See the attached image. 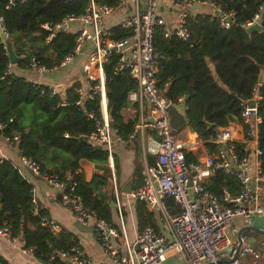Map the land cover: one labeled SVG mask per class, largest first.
<instances>
[{"label": "trees", "instance_id": "16d2710c", "mask_svg": "<svg viewBox=\"0 0 264 264\" xmlns=\"http://www.w3.org/2000/svg\"><path fill=\"white\" fill-rule=\"evenodd\" d=\"M86 1L25 0L15 2L13 7L5 10L6 0H0L4 32L14 55L19 59L16 66L27 69L32 61L46 70L56 68L71 52L74 35L58 29L45 42L49 32L42 26L52 29L65 17L80 15ZM206 1L224 14H233V22L227 28H222L218 18L189 13L184 19L188 37L183 41L174 37L164 39L161 30L156 29L153 45L161 56L156 76L157 87L162 97L171 103H176L178 99L185 100L186 125L204 143L210 155L216 151L215 146L209 143L213 131L207 130L203 123L221 129L235 121L245 133L247 126L240 121L241 104L249 100L252 90L256 89L260 97L256 103L259 118L256 149L260 152L259 167L264 173V13L262 17L260 14L264 0ZM95 2L112 4V0ZM254 15H259L260 31L247 34L240 26ZM110 32L113 39L126 35L117 27L111 28ZM112 61L103 67L106 110L113 130L118 136L126 137L136 118L126 119L122 111L129 107L127 94L136 90V85L125 72L113 74ZM7 67L8 59L0 45L1 136L9 139L18 137L16 146L20 155L34 162L41 173L56 176L57 181L63 184L66 183V176H70L75 184L74 192L83 206L93 212L97 220L111 225L112 212L108 205V198H112L111 174L107 154L105 150L96 149L85 141V137L95 130L92 120H88L85 114L100 118L98 99L95 97L91 101H84V111H78L74 105L77 97L72 88L65 92L63 103L58 95L51 97L46 87L22 79L2 84L1 78ZM259 67L263 68L261 84L257 83ZM234 148L238 156L245 155L238 143H234ZM185 158L190 159L187 154ZM82 162L94 166L95 171L88 182L78 172ZM146 162L151 164L152 158L146 156ZM112 163L115 164L113 160ZM135 166L138 188L142 184L139 183L140 165ZM203 186L214 194L222 187L230 194L238 191L236 179L221 171H216ZM31 200V185L9 162L0 160V226L6 223L11 236L19 238L24 249L31 251L33 257L42 263L56 251L77 247L76 240L70 234L50 232L40 225L42 211L35 212ZM164 204L169 213L178 211L171 199H165ZM135 215L138 231L153 226L144 203L135 202ZM52 262L62 264L57 258ZM0 264H5L1 258Z\"/></svg>", "mask_w": 264, "mask_h": 264}, {"label": "built area", "instance_id": "2783aa9c", "mask_svg": "<svg viewBox=\"0 0 264 264\" xmlns=\"http://www.w3.org/2000/svg\"><path fill=\"white\" fill-rule=\"evenodd\" d=\"M24 1L6 0L4 9L13 7L15 2ZM161 1L167 6V10L173 12L174 18L169 23L161 17L156 0H112L111 5L87 0L80 15L65 17L52 29L46 25L42 28L49 32L45 42L61 26H65L64 30L74 35L71 52L54 69L65 67L86 50L80 65L81 85L71 87L77 97L74 105L78 111L83 112L84 101H91L95 97L98 99L100 118L96 119L90 113L85 114L95 127L94 132L85 137V141L105 150L109 168L112 167L113 142L128 145L138 134H147L145 151L153 157V164L145 168L141 187L130 192L128 198L132 202H142L155 211L156 223L162 227V231L146 226L134 236L131 245L124 239L123 252L117 253L109 244V238L116 237L115 231L110 225L97 220L94 213L83 206L74 192L75 184L71 182L70 176H66V183L63 184L57 181L56 176L41 173L34 162L20 155L21 166L59 191V203L69 209L78 225L91 226L104 251L112 257L113 264H162L172 255L183 257L187 264H238V260L245 256L251 258L249 264H257L260 254L250 246L243 245V237L237 232L233 221L240 218L246 223L251 215L261 213L257 205L258 188L264 186V173L261 172L258 161L260 152L255 150L257 161L252 168L246 155L236 154L232 133L226 127L218 129L209 139V143L216 148L213 155L201 162L186 160L184 145L175 134H171L167 114L169 106H181V99L176 103L165 100L157 87L156 79L161 60L153 45L156 29L161 30L164 39L174 37L183 41L188 37L184 19L189 13L195 12L193 7L197 9L204 6L210 9V13L197 14L218 18L222 28H227L233 22V14L220 12L206 0ZM113 16H117V19ZM226 18L230 21L225 22ZM254 24H259V15H254L240 27L246 29ZM113 27L124 31L126 35L113 39L110 32ZM0 28L4 32L1 17ZM1 46L4 49V45ZM111 59L112 73L125 72L136 85V90L127 94V101L136 105L138 120L126 137L118 136L110 125V118H107L103 67ZM30 67L38 72L46 71L32 61ZM47 89L51 97L57 95L54 87ZM259 99L257 90L253 89L249 100L254 102V108L246 107L245 103L249 100L241 104L240 121L247 126V131H242L244 142L249 139L252 127L256 129L259 124L256 115V103ZM61 100L64 103V98ZM183 110L185 111V107ZM2 138L9 145L18 141V137ZM216 171L236 179L238 191L235 194H230L224 187L216 194L204 188V183ZM113 194L117 206L114 188ZM165 199L172 200L178 209L176 213L168 212ZM40 225L50 232L57 231L54 223L47 218H41ZM0 238L9 242L16 239L11 236L9 227L4 222L0 226ZM22 253H29V250L23 249ZM55 258L62 264H91L78 246L54 252L43 264H52Z\"/></svg>", "mask_w": 264, "mask_h": 264}, {"label": "crops", "instance_id": "0c3cea01", "mask_svg": "<svg viewBox=\"0 0 264 264\" xmlns=\"http://www.w3.org/2000/svg\"><path fill=\"white\" fill-rule=\"evenodd\" d=\"M159 7L161 17L169 23L173 18V12L166 9L167 6L161 1L156 0ZM196 13L207 14L210 9L206 7L192 8ZM264 13V6L260 9V14ZM117 19V16H113ZM85 49L83 53L69 62L61 69L46 70L45 72H38L31 67L27 69L20 68L16 64L8 65L6 73L1 79L2 84H8L14 79H22L30 84L54 87L57 95L60 98L65 97V92L73 86L81 85L80 65L85 57ZM183 100L181 99V102ZM181 105V103H180ZM135 104H129V107L122 111V115L126 119L136 118L138 120V113L135 109ZM184 105L174 107L178 114L182 115L184 121ZM135 122V123H136ZM232 133L234 143H238L240 148L248 158L252 168L257 161L255 156L256 150V132L257 128L252 127V132L247 141H243L242 127L237 122H231L227 126ZM214 134V133H213ZM176 137L184 145V152L191 160L201 162L210 154L205 150L204 143L197 139L196 134L189 130L186 125L181 127L176 133ZM146 133L138 134L135 140L128 145H120L116 142L112 144V157L110 169V190L112 192L113 208H111V227L116 233V237L109 238L110 246L117 252H123L124 239L131 245L134 236L139 232L136 227L135 202L128 198L130 192L138 190V178L134 174L135 164L140 165V176L142 183L144 170L147 166L153 164V157L145 151ZM14 144H6L0 134V160L9 162L19 173V175L31 185L32 205L37 212L42 211L43 218L51 220L57 227V232H64L70 234L78 244L83 256L91 264H113L112 257L104 251L100 242L97 240L91 226H83L84 228H91V231L85 229L78 231L75 225H78L68 208L62 206L58 201L59 191L47 184L38 177L33 176L27 170L22 168L20 162V154ZM146 156L152 158L151 164L146 162ZM114 161V165L112 163ZM109 167V166H108ZM137 169V168H136ZM94 166L89 162H82L78 172L83 174L85 182H88L94 173ZM101 174V172H99ZM113 188L115 189L117 206L114 202ZM126 191H129L127 193ZM145 205V204H144ZM257 205L261 209V213L253 214L244 223L240 218H235L233 221L237 232L243 237V245L250 246L253 250L260 254L257 264H264V247L262 243L264 238L260 235L264 232V186H260L257 192ZM145 209L150 213L153 221V228L161 232L162 227L156 223V212L149 209L145 205ZM24 249L22 242L16 238L14 242H9L5 238H0V258L5 264H43L36 260L31 251L29 253H22ZM251 258L245 256L238 260V264H249ZM162 264H187L186 260L179 255L169 256Z\"/></svg>", "mask_w": 264, "mask_h": 264}, {"label": "water", "instance_id": "95a60500", "mask_svg": "<svg viewBox=\"0 0 264 264\" xmlns=\"http://www.w3.org/2000/svg\"><path fill=\"white\" fill-rule=\"evenodd\" d=\"M196 8V7H193ZM263 16V14H261V17ZM221 17V16H219ZM225 22H229L230 20L228 18L224 19ZM61 30L65 29V26H61L60 28ZM260 31V24H254L248 28L245 29V32L247 34H251V33H255V32H259ZM0 44L4 45V50L8 59V63L9 65H13L16 64L18 62V58L14 55L11 44L9 39H7L6 35L4 34V32L1 30L0 28ZM263 80V68L259 67V74L257 77V83L261 84ZM185 104V100H183L181 102V105L183 106ZM246 107L248 108H254L255 104L252 100H249L245 103ZM167 114H168V123H169V127L171 129V134H175L181 127H183L185 125V121L182 117V115L178 114L176 109L169 106L167 108ZM107 118H110L109 113L107 114ZM206 127L207 130H212L213 133H217L218 129L214 128L212 124L203 123ZM77 141H80V138L76 139ZM114 140V138H112V141ZM96 149H100V146H96ZM127 193H129V191H126ZM108 205L110 208H113V203L112 200L110 198H108ZM76 230L78 231H84L85 229H88L89 231H91V228H84L83 226L80 225H75ZM240 234V233H239ZM260 235L264 238V232H261ZM262 246L264 247V242L262 243Z\"/></svg>", "mask_w": 264, "mask_h": 264}]
</instances>
